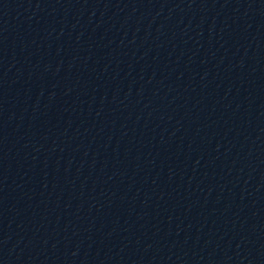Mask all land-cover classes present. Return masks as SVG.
<instances>
[{
	"label": "water",
	"instance_id": "water-1",
	"mask_svg": "<svg viewBox=\"0 0 264 264\" xmlns=\"http://www.w3.org/2000/svg\"><path fill=\"white\" fill-rule=\"evenodd\" d=\"M0 264H264V0H0Z\"/></svg>",
	"mask_w": 264,
	"mask_h": 264
}]
</instances>
